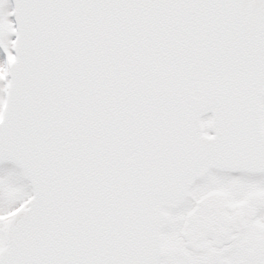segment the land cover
I'll use <instances>...</instances> for the list:
<instances>
[{
    "label": "snow or ice",
    "instance_id": "6c2138e0",
    "mask_svg": "<svg viewBox=\"0 0 264 264\" xmlns=\"http://www.w3.org/2000/svg\"><path fill=\"white\" fill-rule=\"evenodd\" d=\"M0 264H264V0H0Z\"/></svg>",
    "mask_w": 264,
    "mask_h": 264
}]
</instances>
